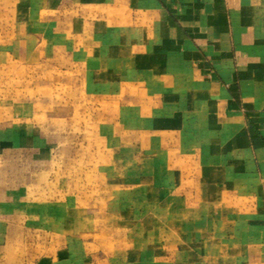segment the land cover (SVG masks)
Instances as JSON below:
<instances>
[{
    "label": "crops",
    "instance_id": "0c3cea01",
    "mask_svg": "<svg viewBox=\"0 0 264 264\" xmlns=\"http://www.w3.org/2000/svg\"><path fill=\"white\" fill-rule=\"evenodd\" d=\"M0 12L16 47L73 62V98L108 132L73 152V186L91 187L73 206L40 175L48 199L24 219L48 238L29 264H264V0H0ZM155 227L166 242L147 241Z\"/></svg>",
    "mask_w": 264,
    "mask_h": 264
},
{
    "label": "rangeland",
    "instance_id": "374dc122",
    "mask_svg": "<svg viewBox=\"0 0 264 264\" xmlns=\"http://www.w3.org/2000/svg\"><path fill=\"white\" fill-rule=\"evenodd\" d=\"M2 19L0 12V264H29L48 238L37 232L40 219H24L25 211L37 210L48 199L37 185L40 175L51 193H61L65 204L73 206V196L91 191L90 186H73V152H85L88 145L95 152L94 144L108 132L102 130L96 105L87 111L84 103L76 104L73 62L44 56V49L30 42L16 47L8 39L22 32L4 26ZM23 195L29 202L22 201ZM155 229L160 233L147 241L166 242L165 230Z\"/></svg>",
    "mask_w": 264,
    "mask_h": 264
}]
</instances>
